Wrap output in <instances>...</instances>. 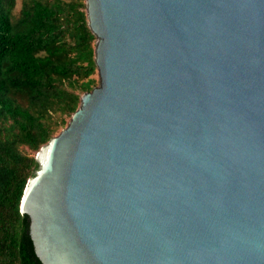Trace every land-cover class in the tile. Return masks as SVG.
Wrapping results in <instances>:
<instances>
[{"label":"water","instance_id":"95a60500","mask_svg":"<svg viewBox=\"0 0 264 264\" xmlns=\"http://www.w3.org/2000/svg\"><path fill=\"white\" fill-rule=\"evenodd\" d=\"M99 85L20 202L42 264H264V0H86Z\"/></svg>","mask_w":264,"mask_h":264},{"label":"trees","instance_id":"16d2710c","mask_svg":"<svg viewBox=\"0 0 264 264\" xmlns=\"http://www.w3.org/2000/svg\"><path fill=\"white\" fill-rule=\"evenodd\" d=\"M0 0V264H42L20 211L36 155L99 85L86 0Z\"/></svg>","mask_w":264,"mask_h":264},{"label":"rangeland","instance_id":"374dc122","mask_svg":"<svg viewBox=\"0 0 264 264\" xmlns=\"http://www.w3.org/2000/svg\"><path fill=\"white\" fill-rule=\"evenodd\" d=\"M20 6H21V1L18 0L17 3H16V8H15V13L17 14L20 10ZM95 79L98 81L99 80V76L98 74L95 75Z\"/></svg>","mask_w":264,"mask_h":264}]
</instances>
